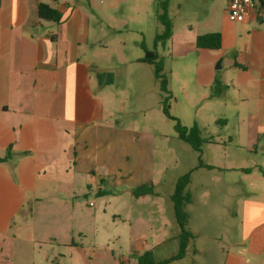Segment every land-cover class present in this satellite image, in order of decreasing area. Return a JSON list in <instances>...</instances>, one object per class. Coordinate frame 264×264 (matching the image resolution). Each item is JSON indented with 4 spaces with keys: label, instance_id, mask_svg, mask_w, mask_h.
Segmentation results:
<instances>
[{
    "label": "crops",
    "instance_id": "1",
    "mask_svg": "<svg viewBox=\"0 0 264 264\" xmlns=\"http://www.w3.org/2000/svg\"><path fill=\"white\" fill-rule=\"evenodd\" d=\"M121 1L0 0V157L9 153L0 163V264L27 262L48 244L71 250L81 244L75 199L96 182L97 154L110 151L101 138L110 112L93 78L98 87L103 78L112 83L103 50L127 45L120 28L139 31L114 22ZM187 2L195 16L180 28L170 21L167 39L183 77L181 100L191 125L204 133L206 123L220 124L226 137L203 135L213 141L201 146L202 154L205 146L218 148L202 162L212 169L195 167L190 175L203 181L191 190L190 177L187 206L220 205L224 214L219 245L203 243L195 252L201 264H264V0L241 23L227 16V0ZM40 4L57 10L60 22L40 20ZM207 33L220 35L219 49L196 47L197 36ZM132 43L148 51L143 41ZM144 55L119 61L110 52L119 66L148 65ZM215 83L219 92L211 96ZM187 213L192 239L197 233Z\"/></svg>",
    "mask_w": 264,
    "mask_h": 264
},
{
    "label": "rangeland",
    "instance_id": "2",
    "mask_svg": "<svg viewBox=\"0 0 264 264\" xmlns=\"http://www.w3.org/2000/svg\"><path fill=\"white\" fill-rule=\"evenodd\" d=\"M157 11V0H122L113 16L116 24L126 22L130 29L138 25L139 31L120 28L117 35L128 46L103 50L101 59L111 63L107 66L112 83H105L103 78L102 87H98L93 78V90L103 98L110 112L109 118H105L106 124L102 125L105 131L101 135L105 140L103 148L108 146L110 151L100 149L103 151L97 154L96 182L92 183L90 190L85 189L86 197L75 199L79 206L77 216L82 223L81 244L76 250L48 244L49 247H42L43 252L30 255L22 264H30L33 259L36 264H137V258L151 249L152 262L160 263L177 254L174 237L180 234V229L173 215L171 200L175 183L197 167L199 160L204 162L205 158H210L207 152L215 154L218 148L205 146L208 147L204 148L208 149L207 152L204 150L205 155L208 154L206 157L204 152L199 155L179 140L175 121L163 115L159 82L151 68L137 64L114 65L110 56V52L116 53L119 61L142 57L143 48L133 46L135 39L143 41L144 48L154 52V36L163 32L156 18ZM194 12L187 0L169 1L167 16L177 28L190 22ZM170 52L169 41L162 40L156 44V53L163 62V73L168 80V113L177 120V116L188 120V125L179 122L189 128L192 126L189 121L192 112L183 106V77L173 67L176 60L170 57ZM192 90L193 87L189 86V91ZM175 100L180 102L175 103ZM206 124L204 136L226 138L220 124ZM190 177V189L198 190L197 186L203 181L201 174ZM212 177L210 174L206 180ZM147 182L154 185L158 196L133 198V190ZM98 191L104 195H97ZM89 203L93 205L88 206ZM185 212L192 215L190 223L197 234L189 239L184 258L169 264H201V257L195 252L199 245L210 242L219 245L223 207L193 204L187 206Z\"/></svg>",
    "mask_w": 264,
    "mask_h": 264
},
{
    "label": "trees",
    "instance_id": "3",
    "mask_svg": "<svg viewBox=\"0 0 264 264\" xmlns=\"http://www.w3.org/2000/svg\"><path fill=\"white\" fill-rule=\"evenodd\" d=\"M170 0H157V15L156 18L158 22L163 27V32L155 36V45L162 40H167L171 33V24L167 16V9ZM38 18L45 22L59 23L61 20L60 13L50 7L47 4H40L38 6ZM195 45L198 49L216 50L220 48L221 38L218 33H207L197 36L195 40ZM141 62L147 63L152 66L155 79L159 82V92L161 96V105L163 115L171 120L175 121V132L179 140L189 145L190 148L201 155V146L205 143H210L213 141L210 137H204L203 132L196 125H192L187 128L182 126L179 120L172 118L168 113L167 100L170 98L167 91V78L163 73V65L161 60L158 58L157 53L145 51V55ZM110 76V75H109ZM219 92V86L217 83L211 89V96L217 95ZM9 158V153L7 152L4 157H0V163H4ZM200 159V158H199ZM207 168L212 169V167L203 165L201 160H199L197 168ZM192 171L179 177L175 183L174 192L171 197L173 204L174 217L177 225L180 229L179 236V250L177 254L170 258L169 260L153 263L151 260V251H146L137 258V264H169L173 260L181 259L184 256V251L187 246V242L191 238V234L187 229L188 216L185 212V207L190 203V193L188 191V185L190 182V175ZM132 195L135 199L143 198L145 196H155L154 186L149 184H143L137 186Z\"/></svg>",
    "mask_w": 264,
    "mask_h": 264
},
{
    "label": "built area",
    "instance_id": "4",
    "mask_svg": "<svg viewBox=\"0 0 264 264\" xmlns=\"http://www.w3.org/2000/svg\"><path fill=\"white\" fill-rule=\"evenodd\" d=\"M263 0H227L226 14L234 22L245 21L255 9H260ZM92 206V204H90Z\"/></svg>",
    "mask_w": 264,
    "mask_h": 264
}]
</instances>
